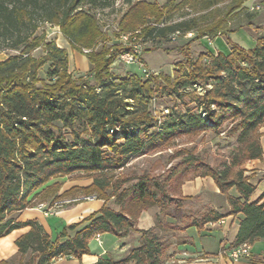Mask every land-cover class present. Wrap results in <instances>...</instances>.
Here are the masks:
<instances>
[{"label":"trees","instance_id":"1","mask_svg":"<svg viewBox=\"0 0 264 264\" xmlns=\"http://www.w3.org/2000/svg\"><path fill=\"white\" fill-rule=\"evenodd\" d=\"M115 1L0 0V52L12 51L0 60V238L28 227L15 241L18 264H51L63 256L81 259L91 254L90 240L97 234L126 238L137 231L139 245L125 257L100 258L95 264H180L167 263L172 244L156 226H135L144 211L157 206L166 217V223L160 221L159 226L175 228L184 223V230L193 226L203 232L207 224L241 214L230 248L264 240V193L255 198L257 186L243 168L264 155L258 136L264 125V34L251 49L232 44L228 54L206 51L197 58L187 52L177 71L181 75L174 80L162 73L150 78L119 75L111 67L129 47L120 43L109 47L113 36L103 31L93 8L86 6L108 7ZM124 1L129 8L119 19L116 38L138 29L142 41L198 30L195 18L167 23L168 2ZM215 3L210 0L207 6ZM240 3L234 6L239 8ZM46 24L59 27L71 49L88 57L94 64L92 77L73 78L68 50L47 40L44 31L39 33ZM224 26L217 22L199 32L198 38L218 36ZM40 47L42 55L35 56L33 51ZM48 64L50 82L40 77ZM195 84L207 85V92L184 91ZM190 92H194L193 101H199V111L187 105L185 111L172 110L160 121L149 108L152 98L173 95L183 99ZM228 120L235 124L232 131L239 134L230 163L219 168L188 156L166 178L170 188L178 176L184 177L180 184L196 177L213 178L227 198L228 214L213 207L199 216L188 213L184 201L193 197L171 196L169 188L150 175L123 187L130 179L118 172L132 157L159 150L177 136L205 127L219 132ZM189 169L194 175L187 178ZM75 174L93 182L59 194L63 184L56 179ZM233 188L237 195L230 193ZM76 193L94 195L104 205L55 238L38 220L21 222L15 217L41 203L51 206L60 199L79 198ZM112 197L118 209L107 204ZM12 261L3 259L0 264Z\"/></svg>","mask_w":264,"mask_h":264},{"label":"rangeland","instance_id":"2","mask_svg":"<svg viewBox=\"0 0 264 264\" xmlns=\"http://www.w3.org/2000/svg\"><path fill=\"white\" fill-rule=\"evenodd\" d=\"M148 1L157 2L160 5H163L166 2L169 3L167 23H173L192 18L197 19L198 30L191 31L190 35L186 33H180L174 37L172 34L168 37H158L155 39L147 38L145 41H142V38H139L144 43L145 48H151L150 50H147V53L145 54L148 67L158 73L169 75L172 80L181 75V73H178L177 71L180 65L185 63V54L187 52H189L193 58H197L201 53L206 52V49L212 53L214 52L212 47L209 46L207 39L201 38L202 41H199L198 34L202 31L206 32L208 27L215 25L217 22H221L225 25L221 31L222 34L225 32L227 33L223 36H218L214 40L213 45L218 52H223L225 54L230 52L232 44H237L246 49L254 47L257 43V37L260 34H264V0H256V2L260 5V9L256 11L250 10V4L253 0H215L216 3L211 6H207V3L210 0H186L183 5L179 4L182 0ZM239 1H241V6L236 8L234 5H236ZM86 6L93 8V11L97 14L103 31H107L113 36V41L107 43V45L110 47L113 45V43H119V40H114L116 39L114 33L115 30H118L117 25L119 19L127 11L129 5L124 0H116L113 5L108 7H102L100 5L94 6L90 3H88ZM149 20L153 21V19ZM53 28L54 26L46 24L44 27H41L39 33L41 34L44 31L47 40H55L57 33L55 30H53ZM209 36L213 37L212 34H209ZM72 52L73 54L76 52L77 55L76 59L73 58V56L70 58L69 69L72 72L73 78L78 79L80 77H92V71L88 69L87 65L88 60H85V58L81 56L85 54L78 50H72ZM7 53H12V51L0 52V60L5 59L7 57ZM33 54L35 56L42 55L41 47L34 50ZM152 64L158 65L161 69L155 67L151 68ZM48 68L49 64L40 71V77L45 81L50 82V79L47 77ZM111 71L120 75L130 73L144 76L142 69L137 64L125 65L117 63L116 65H112ZM192 95H194V92H190L189 94L185 95L183 99L180 98V96L177 97L173 95H165L159 99L152 98L151 102L149 103V108L151 109L153 115L160 121H164L165 115H168L163 114L166 108H169L170 111H185L186 106L189 105L190 107H194L199 111V101H193L194 98H192ZM234 125L235 124L233 122L228 120L225 121L221 127H219V132H215L214 129L210 127H205L203 130L182 134L171 140L168 145L163 146L159 150L132 157L125 168L120 169L118 172V176L129 177L130 179L129 182L123 187L134 185L139 181L142 175H150L154 180L164 183V185L169 188V193L171 196L176 197L177 195H180L182 185L180 182L184 177L178 176V178H176L174 181V186L170 188L169 184L166 183V178L169 175L171 169L181 164L188 156L198 157L199 159L210 163L212 166H219V168H222L224 164L230 163L232 155L236 149L237 138L239 135L237 132L234 133L232 131ZM80 129L84 130L85 128L80 127ZM258 136H260V140L262 136H264V125L258 130ZM246 164L243 166L244 169ZM189 171L190 173L187 174V178L194 175L193 170L189 169ZM88 180L89 178H78L76 174L56 179V181H59L63 184V187H67L70 184L85 183ZM76 194V196L82 198V193ZM86 201L87 200L84 199L74 201L65 204L61 208L72 207ZM107 204L115 209L119 208V206L115 204L114 197L108 200ZM184 206L186 212L198 216L204 210H206V208H208L204 202L192 198L185 200ZM160 221H162L163 224L166 223V217L164 212H162L159 207L155 206L144 211L141 216L138 217L135 226L137 228L143 229H150L156 226L159 233L169 239L172 245L169 249L170 257L167 259V263H181L180 260H190L191 257L196 259L197 257L199 258L203 255H199L198 253L200 252H195L196 255L188 257L176 255L179 252L177 243L190 240V237L187 235L186 231L182 229L184 223L180 224L179 227L169 228L168 226H159ZM20 229L21 228L13 230L10 234L5 236L7 237L6 239H12V237H14V232ZM139 236V232L132 231L129 237L126 238L125 245H139ZM193 238L192 242H195L197 247L199 245H206L211 249L219 247L220 245V231L215 233L214 236H208L204 238L197 235ZM109 239L110 238L108 236H103V246L105 248H111L112 243ZM96 245L97 244L94 243L92 246L95 247ZM96 250H98V248H96ZM228 250L229 248H224L221 250V254L227 258L228 264H264V245L255 244L253 251L251 250L249 255H244L237 261H234L231 257H229ZM15 252H17V249ZM205 255L206 253L203 256ZM12 260V264H18L19 255L15 256Z\"/></svg>","mask_w":264,"mask_h":264},{"label":"crops","instance_id":"3","mask_svg":"<svg viewBox=\"0 0 264 264\" xmlns=\"http://www.w3.org/2000/svg\"><path fill=\"white\" fill-rule=\"evenodd\" d=\"M53 30L56 31V43L60 47H64L69 52V58H77L76 52L73 54L70 49V43L68 39L60 32L59 27L54 26ZM224 34H219L218 36H223ZM218 36H209L206 35L202 37V39H207L209 46L212 47L214 54H217L218 51L214 48L213 42ZM199 38V41H202ZM114 40H118V37ZM113 41V40H112ZM114 44V43H113ZM255 47V46H254ZM252 47V48H254ZM151 48L146 47L144 52V60L147 62L145 54L147 50ZM251 49V48H250ZM75 51V50H73ZM207 51V49H206ZM231 51V50H230ZM88 60V69L93 72L94 64L88 59L86 55H81ZM148 63V62H147ZM161 69L158 65L152 64L151 68ZM124 74V73H123ZM120 75V74H119ZM122 75V74H121ZM261 143L264 151V136L261 138ZM246 175H252L251 181L257 186V191L255 198L264 193V155L262 159L252 160L246 164ZM93 182V180H88L85 183L81 184H70L67 187H63L59 194L64 191L72 188L73 186H86ZM231 194L237 195V191L233 188L230 191ZM183 196L193 197L192 199H197L198 201L204 202L208 206V208L213 207L218 209L222 214H228L230 212V207L228 205V201L225 195L220 192L217 184L214 179L211 177H197L192 180H188L184 182L181 186V193ZM104 205V201L101 199L87 200L86 202L79 203L72 207L68 208H60L57 211L51 213L50 215H46L43 209L39 207L28 208L22 212L16 213L15 217L17 221L27 222L29 220H38L46 229V231L55 238L58 234L66 228L68 225L73 223H78L83 220L85 217H88L94 212L99 211ZM241 214L239 215H228L224 217L222 220L216 223H210L205 226V230L203 232L198 231L196 227H189L185 231L187 235L190 237V240L183 241L178 246V253L176 255L181 256H193L196 255L195 252L200 256L196 259L191 257L190 260L184 259L180 260V264H228L227 258L221 254V250L224 248H230L231 243L237 236L239 231V222ZM29 230L28 227L21 228L14 232V237L12 239H6L7 237L0 238V261L3 259H13L18 255V248L16 247L15 241L16 239L27 232ZM220 231V239H219V247L209 248L206 245H197L195 242H192V238L195 236L208 237L214 236L215 233ZM110 233H102L100 234V238L102 240V244H100L96 237L90 240V249L91 254H84L81 259L76 258L73 255L63 256L55 259L51 264H95L100 258H111L113 260H118L125 257L134 247L136 246H127L125 245L126 238H118L114 234ZM103 236H108L110 239L111 248H105ZM194 239V238H193ZM139 242V241H138ZM94 243L97 245L92 246ZM255 244L264 245V241H258ZM251 245V250L253 251L254 245ZM98 248V250H96ZM17 249V252H15ZM97 251V252H96ZM220 252V253H219ZM194 253V254H193Z\"/></svg>","mask_w":264,"mask_h":264},{"label":"built area","instance_id":"4","mask_svg":"<svg viewBox=\"0 0 264 264\" xmlns=\"http://www.w3.org/2000/svg\"><path fill=\"white\" fill-rule=\"evenodd\" d=\"M260 9V5L256 2V0H253L252 3L250 4V10L256 11ZM142 34L141 29H138L135 32L132 33H122L119 35L118 40L119 43L125 47H129L128 50H125L121 52L116 60L114 61L113 65H116L117 63L119 64H137L141 69L142 73L145 78H150L152 75H157L158 72H156L153 69H150L144 60V52H145V47L144 43L138 38V35ZM180 32L174 33L172 36H177L179 35ZM186 34L190 35V32H186ZM86 52L89 50H85ZM195 90L199 95H204L207 92V85L203 86L201 84V88H187L184 91H192ZM170 110L169 108H166L164 110L163 114H169ZM94 200L97 199L96 196L90 195L82 198H76V199H60L58 201H55L53 205L48 206L46 203H41L38 205L40 209H43L44 213L46 215H50L51 213L57 211V209L63 207L65 204L74 202V201H79V200ZM97 241L102 244V240L100 238V234H97L96 236ZM226 252V251H225ZM251 252V245L248 244H241L237 247L234 248H229L228 253L229 257H231L234 261L239 260L240 257L244 255H249Z\"/></svg>","mask_w":264,"mask_h":264},{"label":"bare ground","instance_id":"5","mask_svg":"<svg viewBox=\"0 0 264 264\" xmlns=\"http://www.w3.org/2000/svg\"><path fill=\"white\" fill-rule=\"evenodd\" d=\"M194 87H195V88H201V85H199V84H195ZM211 87H212L211 85H208V88H211ZM202 115H203L204 117H206V116H207V113H206L205 111L202 110Z\"/></svg>","mask_w":264,"mask_h":264}]
</instances>
